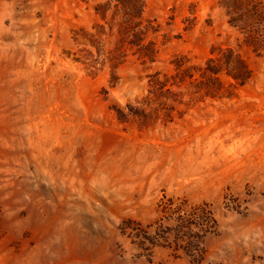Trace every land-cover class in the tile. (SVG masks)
I'll use <instances>...</instances> for the list:
<instances>
[{"label": "rangeland", "instance_id": "obj_1", "mask_svg": "<svg viewBox=\"0 0 264 264\" xmlns=\"http://www.w3.org/2000/svg\"><path fill=\"white\" fill-rule=\"evenodd\" d=\"M220 1L147 0L159 53L113 76L75 59V32L99 21L90 3L0 0V264H264V50ZM229 46L253 70L222 78L230 96L154 83ZM167 198L212 210L201 252L125 233Z\"/></svg>", "mask_w": 264, "mask_h": 264}, {"label": "trees", "instance_id": "obj_2", "mask_svg": "<svg viewBox=\"0 0 264 264\" xmlns=\"http://www.w3.org/2000/svg\"><path fill=\"white\" fill-rule=\"evenodd\" d=\"M92 5L99 17L92 30L76 31L74 40L83 45V61L89 68L109 64L114 71L132 55L140 60L154 61L159 46L153 36L160 31L155 20L145 16L147 0H83ZM221 5L231 16L230 23L245 33V43L259 53L264 50V7L256 0H221ZM177 74L173 81L167 76L164 80L156 78L154 83L179 85L187 78L193 79L196 87L203 90L205 96L220 98L225 95L223 77L229 79L231 86H244L253 77L247 59L234 47L213 48L211 56L203 64L187 65L175 62ZM172 226H165L164 221ZM217 220L208 204L191 206L187 199L177 201L174 198L162 200L159 204V217L146 228L139 224L128 226L125 233L151 245H164L167 235L174 236L176 244L183 246L191 256L194 251L201 252V246L193 244L203 235L217 231ZM198 229V231L196 230ZM155 233H152L151 230ZM194 256V254H193Z\"/></svg>", "mask_w": 264, "mask_h": 264}]
</instances>
